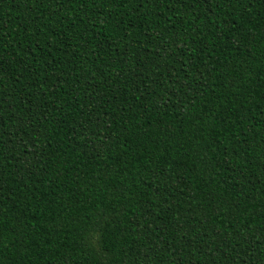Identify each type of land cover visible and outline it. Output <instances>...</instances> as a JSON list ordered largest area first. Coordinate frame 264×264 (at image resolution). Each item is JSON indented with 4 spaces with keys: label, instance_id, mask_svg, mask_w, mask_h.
Instances as JSON below:
<instances>
[{
    "label": "trees",
    "instance_id": "trees-1",
    "mask_svg": "<svg viewBox=\"0 0 264 264\" xmlns=\"http://www.w3.org/2000/svg\"><path fill=\"white\" fill-rule=\"evenodd\" d=\"M0 264H264V0H0Z\"/></svg>",
    "mask_w": 264,
    "mask_h": 264
}]
</instances>
